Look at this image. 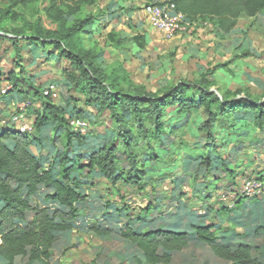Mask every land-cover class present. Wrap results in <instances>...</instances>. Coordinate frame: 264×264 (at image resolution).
Masks as SVG:
<instances>
[{
	"label": "rangeland",
	"instance_id": "374dc122",
	"mask_svg": "<svg viewBox=\"0 0 264 264\" xmlns=\"http://www.w3.org/2000/svg\"><path fill=\"white\" fill-rule=\"evenodd\" d=\"M121 0H115L111 11L116 14L103 23L105 28L86 34L83 37L84 48L104 47L103 60L109 72L115 67L118 58L126 57L125 68L138 84H144L150 91L182 80H198L209 65H199L198 58H186L180 45L167 41L163 37L148 39L147 47L135 38L143 35L150 26L143 11V0H124L127 7L135 10L132 15L120 10ZM65 0L53 13L62 20L64 28L74 22L99 13L106 5L103 0H82L70 3ZM124 2V3H125ZM126 7V6H125ZM131 9V8H130ZM244 34L251 36L249 46L243 42L239 53H232L229 65L221 66L209 78L215 83L214 90H248L254 97L264 94V32L251 29L254 23L244 22ZM129 35L133 42L124 47H105V36L111 29ZM252 34H248L249 32ZM25 37L19 38L20 51L7 38H0V121L15 123L16 127L31 126V136H36L33 128L37 111L41 109L46 94L63 105L69 119V126L76 131L71 120L78 118L89 123L86 138L89 144L79 146L75 143L70 157L86 155L120 139L117 130L122 126L112 109L100 110L99 105H89L88 97L79 92L77 82L72 76L77 73L69 62L62 59L54 46L30 45ZM138 35V36H137ZM250 52L248 57L245 53ZM122 53L123 55L121 56ZM118 54V57L116 55ZM245 54V55H244ZM234 56L237 58L234 59ZM243 58V59H241ZM244 58H248L244 60ZM222 63V62H220ZM219 63V64H220ZM231 63V64H230ZM218 64V63H217ZM223 64V63H222ZM72 67V68H71ZM24 80L16 86L9 76ZM15 79V78H14ZM15 85V88L13 86ZM15 97L6 102L2 95ZM5 98V97H4ZM251 123L239 126L235 137L229 144L222 138L229 137L230 130L220 134L217 128V141L209 140L208 133L200 130L203 125L198 113L186 117L177 115L178 122L172 133L152 142L143 141L141 129L135 119L128 117L135 132L137 144L134 153L140 155L149 146H156L162 158H151L148 170H164L163 174L146 178L143 190L136 185L122 181L114 184L103 178H95L94 186L82 187L87 199L79 204L84 222L77 229L61 233L49 259L50 264H147L142 252L121 236L126 224L135 230L144 232L163 228L166 230H192L197 225H212L218 236V242L236 250L240 245H249L251 254L264 263V132L254 125L253 114L243 112ZM16 118L19 120L17 121ZM195 121V122H192ZM250 127V128H247ZM41 142L33 145L35 153L50 157L59 153L64 143L51 141L49 137L59 139L57 132L45 130ZM157 144V145H156ZM45 147L47 149H45ZM163 147L166 152L163 151ZM121 169H131L127 148L120 141ZM58 151V152H56ZM164 155V156H163ZM146 159H149L147 157ZM149 161V160H146ZM210 161L212 166L206 165ZM206 165V166H205ZM208 166V167H207ZM59 167L56 166L55 173ZM255 181L257 188L245 190L246 180ZM48 190L43 189L33 199V204L48 206L51 210L59 207L57 203L45 200ZM95 225L107 230L97 234L91 228ZM259 231V232H258ZM27 257L17 258L16 264H25ZM0 257V264H3ZM169 264H235L231 260L217 256L211 246L192 236L189 245L182 251L172 252Z\"/></svg>",
	"mask_w": 264,
	"mask_h": 264
},
{
	"label": "trees",
	"instance_id": "16d2710c",
	"mask_svg": "<svg viewBox=\"0 0 264 264\" xmlns=\"http://www.w3.org/2000/svg\"><path fill=\"white\" fill-rule=\"evenodd\" d=\"M81 1L69 0L67 5ZM103 1L106 5L100 7L98 14L64 28L62 20L53 11L60 4L63 5L65 0H0V38L10 39L20 51L19 38L32 30V35L26 38L29 44L54 46L59 56L77 72L72 80L77 82L79 92L89 98L88 104L99 105L100 110L112 109L122 124L117 130L119 140L104 144L86 155L70 157L75 143L79 146L89 144L86 138L89 132L73 131L69 126L66 108L57 104L50 93L45 95L34 119L35 137L27 131H21L13 121H0V257L3 264H16V259L22 257L28 258L25 264H50L58 235L75 230L84 222L79 204L87 199V195L81 188L94 186L95 178H103L114 184L122 181L143 190L147 181L142 180L163 174L164 170H148L151 158H162L156 146H149L140 155L134 153L137 141L129 120L135 119L138 123L143 141L152 142L157 138L159 143H162L163 135L172 133L174 124L179 120L178 114L186 117L198 113V119L203 123L200 130L208 133L209 140L217 141L218 125L221 126L220 134L230 130L226 133L230 136L222 138L224 144L233 140L239 126L251 123L243 112L252 113L254 125L264 132V94L262 98H257L248 90L244 94L242 88L222 91L212 89L215 83L209 76L228 63L213 66L202 63L209 66L200 79L182 80L155 92L131 78L124 66L127 59L122 53L123 57L118 58L115 67L109 72L108 67L104 66L105 48L96 45L85 49L82 43V36H91L97 28H105L116 14L111 11L112 5L117 4L115 0ZM165 1L174 3L189 21H207L216 32L222 34L231 32L241 17H251L254 22L259 14L264 13V0ZM117 2L120 10L125 8L130 16L135 11L132 7H125L124 0ZM105 19H109V23H103ZM135 39L147 47L145 33ZM133 40L131 36H125L113 28L106 33L104 46L124 47ZM245 54L248 57L250 52ZM9 77L16 86L18 82H27L16 79L13 73ZM15 96V93L6 94L2 98L8 102ZM45 130H53L60 136L59 139L49 137L52 142L64 143L62 151L46 158L32 149L37 142L45 145L44 140L41 142ZM121 140L130 158L129 171L121 169ZM163 151L166 152L164 147ZM206 165L212 166L210 161ZM56 166L60 169L58 173H55ZM43 189L48 190L45 200L57 203L59 207L51 210L48 206L33 204V197ZM89 228L99 235L108 232L101 231L94 224ZM121 236L136 245L147 264H169L172 252L186 248L192 236L209 244L217 256L235 264H264L252 256L249 245H240L233 250L229 245L219 243L212 225L201 224L192 230L159 228L140 232L126 224Z\"/></svg>",
	"mask_w": 264,
	"mask_h": 264
},
{
	"label": "crops",
	"instance_id": "0c3cea01",
	"mask_svg": "<svg viewBox=\"0 0 264 264\" xmlns=\"http://www.w3.org/2000/svg\"><path fill=\"white\" fill-rule=\"evenodd\" d=\"M124 5L127 6L126 2ZM252 20L254 19L251 17L243 16L240 18L238 25L231 32L224 34L216 32L215 28L209 22L196 20L192 22L190 34L178 35L167 41H174L176 44L180 45V49L185 48L183 52L186 54V58L191 56L197 57L200 66L205 62L213 65L219 64L220 62L224 64L229 62L232 53L238 52L237 54H240L239 47L243 46V42H247L246 46L252 48L250 45L251 36L244 34V30L246 29L243 24L244 22L252 23ZM253 23L254 26L251 29L257 30L258 28L260 31L264 32V13L259 14ZM147 24L149 25L148 21ZM150 28L152 27L150 26ZM144 33L149 40L150 35L151 38L160 37L163 39L161 34L153 28L147 31L144 30L143 34ZM248 34L250 35L252 32L250 31ZM236 58L237 57L234 56V59ZM247 59L248 58H244V60Z\"/></svg>",
	"mask_w": 264,
	"mask_h": 264
},
{
	"label": "built area",
	"instance_id": "2783aa9c",
	"mask_svg": "<svg viewBox=\"0 0 264 264\" xmlns=\"http://www.w3.org/2000/svg\"><path fill=\"white\" fill-rule=\"evenodd\" d=\"M143 11L149 25L157 30L165 40H171L178 35L190 34L192 22L185 14L178 11L174 3L165 0H143ZM18 121L19 119L16 118ZM72 127L80 133H86L89 123L82 119H72ZM32 127L23 125L20 130H31ZM256 189V183L252 179L246 180L245 190ZM258 189V188H257Z\"/></svg>",
	"mask_w": 264,
	"mask_h": 264
}]
</instances>
